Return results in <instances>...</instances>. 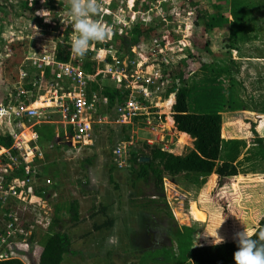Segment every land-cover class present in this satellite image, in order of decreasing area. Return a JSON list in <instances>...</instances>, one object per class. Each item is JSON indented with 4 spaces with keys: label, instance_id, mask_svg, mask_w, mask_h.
<instances>
[{
    "label": "rangeland",
    "instance_id": "obj_1",
    "mask_svg": "<svg viewBox=\"0 0 264 264\" xmlns=\"http://www.w3.org/2000/svg\"><path fill=\"white\" fill-rule=\"evenodd\" d=\"M25 1L0 0L2 104L12 99L15 89V80L10 78L12 70H8L5 63L7 52L2 51V41L11 37L27 39L26 54L45 57L55 51L60 38L68 36L72 41L75 35L68 24L70 0H40L37 6L38 12H41L40 20L28 18ZM217 1L97 0L99 12L92 19L104 27L110 20L114 29L118 25L130 29L138 21L157 19L160 33L158 37L141 44L139 55L149 61L146 71H161L163 77H168V71L187 56L183 39L190 34L191 38L200 37L203 21L210 18L212 3ZM244 2L252 12L245 23L243 35L233 43L235 48L227 47L226 31L207 32L211 37L208 38L209 51L198 48L193 60L195 69L186 76L190 89H202L212 84L211 80L216 78V74L199 69L200 62L224 65L227 69V73L217 80L226 91L221 114L224 121L222 135L227 143L222 147L220 161L238 150L234 161L238 171L235 182L220 189L215 187L208 190V187L215 186L214 173L202 177H168L176 183L183 197L188 196L184 198L186 204H183L186 212L171 180L167 182L166 190L164 183V191L173 217L168 214L163 200H159L161 205L151 203L150 200H157L152 195V185H145L137 179L130 172L128 162L125 166L117 165L113 149L118 144L127 143L124 161H127L133 148L144 149V143L165 145L175 154L184 155L193 149V139L178 134L169 122L168 117L172 116L173 111L164 109L172 101L171 95L165 97L168 83L158 87H155L156 82L155 85L151 84L150 93H146L148 100H145L144 87L137 85L129 91L133 107L138 108L137 116L128 123H118V106L110 108L103 104L104 108L96 114L101 122L95 124L96 139L90 148L81 149L80 152L69 150L65 155L51 147H41L42 163L46 167V174L43 175L46 177L43 179L50 178L55 182L58 191L57 216L62 219L61 227L71 239V251L64 255L61 264H192L189 260H183L175 241V232L181 225L192 224L196 235L191 238L193 245L199 241L216 242V233L223 240H232L237 233L245 230L248 234L258 226L264 215V155L250 126L254 124L258 135L264 137V4L260 8L261 3L258 4L256 0ZM145 5L148 8L144 9ZM221 10L230 21L233 19L228 4H224ZM198 18L197 23L195 20ZM50 21L53 23L51 29L42 26ZM97 43L101 42L90 44L84 61L105 57L104 48ZM110 44L117 56L129 54L127 41L118 45L114 39H110ZM31 74L28 71V77ZM128 97L125 96V99ZM239 105L245 109H230ZM53 117L59 118L57 114H53ZM0 131L6 133L8 130ZM226 131H231V137ZM33 144L31 141L30 146ZM91 178L95 181L94 185H90ZM215 189L216 194L213 193ZM79 197L81 221L76 224L70 218L69 202ZM221 199L226 203L223 204ZM97 209L98 212H95ZM97 226L101 227L97 229ZM181 231L184 232L182 228ZM41 233L38 236L43 243L46 234ZM112 236L118 238V243H108Z\"/></svg>",
    "mask_w": 264,
    "mask_h": 264
},
{
    "label": "trees",
    "instance_id": "obj_2",
    "mask_svg": "<svg viewBox=\"0 0 264 264\" xmlns=\"http://www.w3.org/2000/svg\"><path fill=\"white\" fill-rule=\"evenodd\" d=\"M256 1L258 4L261 3L259 4L261 8L264 0ZM39 3L40 0L25 1L24 9L28 12V18L33 20H40L42 18L37 8ZM224 4L229 5V11L233 16L231 21L221 10ZM143 8H148V5H145ZM212 8L213 11L210 13V18L203 21L200 37L191 38L190 34L183 39V49L187 53V56L179 60L178 64L168 71V77L164 76V78L171 79L165 97L174 92L173 81H177L180 84L178 90L175 92V102L174 95L171 94L170 96V100L174 102V104L172 103V117L176 129L182 133H186L182 135H188L193 139V149L184 155H179L157 144L144 143V149L133 148L127 159L130 172L134 173L135 177L145 185H152V195L157 200H150L151 203L157 206L161 205L159 200H163L170 217L173 216L166 203L163 183L164 175L202 177L215 173L218 176V187L233 183L234 179L238 176L237 167L234 165V161L238 156V150H235L233 154L229 153L225 160L220 161L222 147L224 143H227L222 137L223 117L221 114L224 107L222 99L226 91L224 87L217 83V80L220 75L227 73L226 67L224 65H212L200 62L199 69L216 74V78L211 80L212 84L202 89H190L186 76L190 71L195 69L196 63L193 60L197 56L198 48L209 51V39L211 37L207 32L226 31L228 38L227 47L229 49L235 48L233 43L243 35L245 23L252 11L244 0H218L217 3H212ZM199 19L195 20V22L198 23ZM52 25L53 23L50 21L46 26H42L51 29ZM105 27L110 30V39H114L118 45L122 41H127L129 47L128 53L131 55V47L136 46L139 49L143 42L148 41L150 38L158 37L161 30L157 19L150 22L138 21L130 29H127L124 25H118L114 29L113 22L108 20ZM110 39L107 38L105 41L97 44L103 48L110 44ZM27 48V39L11 37L2 41V51L7 52L5 63H7V69L12 70V76H10L12 80L17 79V67L21 64ZM71 52L72 46L69 43V37L63 36L56 43L54 58L58 62H67L70 59ZM110 60V57L106 58V61ZM95 63L94 59L91 61L87 60L83 66L89 69L91 64L95 66ZM43 71L46 76H50L52 73L51 65L46 64ZM28 87H31V85ZM101 92L107 97L108 107L110 108H113L115 105L121 106L124 103L126 91L123 87L104 86ZM168 106L164 107V109L170 111L171 104L168 103ZM230 109L239 110L245 108L239 105ZM172 117L171 115L169 116V118ZM35 131L39 144L54 143V126L37 125L35 126ZM250 131L255 135L259 150L264 155V137L258 135L254 124L250 126ZM12 144L13 139L11 135L0 134V151L10 148ZM141 157H148L149 160L140 161ZM21 175H23L21 170H15L7 176V179ZM221 201L223 204L226 203L224 199H221ZM69 212L71 220L74 223L81 221L77 201L73 200L70 202ZM61 222L62 220L58 216L53 220L51 229L46 234L42 246L34 245L33 243L16 245L11 251L14 258L0 260V264H61L64 255L71 251V239L63 231ZM100 227L97 226L96 228ZM181 228L184 232L181 231ZM261 231H264V215L260 218L258 226L248 233V235L255 239ZM195 236L194 229L189 226L178 227L175 232V241L183 254L184 261L189 260L192 264H235L234 253L238 250L236 238L223 240V243L220 244L199 241L193 245L191 238Z\"/></svg>",
    "mask_w": 264,
    "mask_h": 264
},
{
    "label": "built area",
    "instance_id": "obj_3",
    "mask_svg": "<svg viewBox=\"0 0 264 264\" xmlns=\"http://www.w3.org/2000/svg\"><path fill=\"white\" fill-rule=\"evenodd\" d=\"M69 43L72 46V41ZM103 48L105 57L94 59L95 66L91 64L89 69L73 52L67 62L56 61L54 53L45 57L26 55L17 68L12 99L7 104L0 103V124L8 127L6 133L13 139L10 148L0 151V260L14 258L11 251L16 245L35 244L38 233L48 230L52 219L51 208L40 207L41 203L34 199L42 201L46 193L44 186H40V166L35 163L42 154L37 146L27 142L25 121L41 117L37 122H51L50 116L57 114L59 123L68 132L63 142L69 144L70 150L80 152L94 144L93 129L101 122L96 114L102 104L108 103L101 92L104 86L123 87L126 91L124 103L117 107V122L128 123L138 114V108L132 105L130 90L143 86L145 100H148L146 93H150L151 84L156 82L155 87H158L171 82L161 71H146L149 61L139 55L136 46L131 48L132 55L125 56H117L112 44ZM107 57L111 60L106 61ZM46 64L51 65L50 76L43 71ZM28 71L32 73L30 77ZM173 84L174 92L169 95L175 94L180 86L177 81ZM125 96L129 97L125 99ZM6 122L13 125V129ZM19 123L24 125L20 129ZM126 146L123 142L113 149L114 161L119 166L127 163L124 161ZM15 170H21L23 175L5 177ZM44 182L47 186L52 184L49 178Z\"/></svg>",
    "mask_w": 264,
    "mask_h": 264
},
{
    "label": "clouds",
    "instance_id": "obj_4",
    "mask_svg": "<svg viewBox=\"0 0 264 264\" xmlns=\"http://www.w3.org/2000/svg\"><path fill=\"white\" fill-rule=\"evenodd\" d=\"M98 12L97 0H70L68 24L75 32L72 52L81 60L86 57L92 42H103L109 37L110 30L92 19ZM216 236L215 244L223 243V238L217 233ZM236 240L238 250L234 253L235 264H264V231L259 232L257 238L253 239L244 230L236 234ZM108 243H118V238L109 237Z\"/></svg>",
    "mask_w": 264,
    "mask_h": 264
},
{
    "label": "crops",
    "instance_id": "obj_5",
    "mask_svg": "<svg viewBox=\"0 0 264 264\" xmlns=\"http://www.w3.org/2000/svg\"><path fill=\"white\" fill-rule=\"evenodd\" d=\"M52 53H54V51L52 52ZM51 53V54H52ZM27 55V54H26ZM25 55V56H26ZM108 86H113V85H108ZM97 87V86H96ZM174 96H175V94H173ZM174 102H175V98H174ZM174 102L173 101H170L169 103L171 104V109H172V106H173V104H174ZM173 103V104H172ZM103 105V104H102ZM105 106H107L108 107V103H106V105ZM103 109L104 108V106H102V107H100L99 108V110L100 109ZM98 110V111H99ZM52 116V120H51V122H37V119H33V120H31V121H25V133H24V136H25V138H26V140H27V142L29 143V144H31V141L34 143L33 144V146H37V148L40 150V152H41V154H42V157H40V158H36L35 159V163L36 164H38L39 166H40V169H41V180H40V186H44V187H42V189H44L45 191H46V193H45V195L43 196V200L42 201H40V199L39 198H34L35 200H37V201H39L40 203H41V205H39L40 207H43V208H45L46 209V207H50L51 208V216H52V219H51V224H50V226L48 227V230L46 229V231L45 230H43L42 229V233L41 234H43V233H45V234H48V231H49V229H51V226H52V222H53V220L57 217V212H58V207H57V196H58V191H57V187L55 186V182L53 181L52 182V184L51 185H49V186H47V185H45L44 183H43V177H46V176H43V175H45L46 173V167H45V165H43V160H44V157H43V153H42V148L41 147H51L52 149H54V150H59V151H61V152H63L65 155H67L68 153H69V150H70V146H69V144H66V143H64L63 142V140H64V137L66 136V134L68 133L67 132V130H65L64 128H63V126L59 123V118H57V119H55L54 117H53V115H51ZM172 117V116H171ZM168 119H169V122L172 124V127L176 130V132L178 133V134H180V135H182V134H186V133H182V132H180V131H178L177 129H176V127H175V125H174V120H173V117L172 118H169L168 117ZM36 122H35V121ZM6 124H8L9 125V123L8 122H6ZM32 125V126H31ZM37 125H51V126H54V132H55V141H54V143H51V144H44V145H41V144H39L38 143V136H37V133H36V131H35V126H37ZM24 125H23V123H19L18 124V127H19V129L21 128V127H23ZM9 128L11 129H13V125L11 126V125H9ZM224 128V121H223V126H222V129ZM5 129H8V127H5V126H3V125H1L0 124V130H5ZM95 126H94V129H93V137H94V142H95V139H96V136H95ZM172 131V130H171ZM222 132H223V130H222ZM226 133H227V135L229 136V137H231V131L230 132H228V131H226ZM0 134H2V135H7V134H9V133H2L1 131H0ZM10 135V134H9ZM188 136V135H187ZM222 137H223V135H222ZM189 138H191L190 136H189ZM152 144V143H151ZM94 145V144H93ZM93 145H91V146H93ZM90 146V147H91ZM89 147V148H90ZM161 147H163L164 149H167V147L164 145V146H161ZM83 149H88L87 147L86 148H83ZM168 150V149H167ZM65 160H68V159H66L65 158ZM69 165H70V163H69ZM70 168V167H69ZM12 172H10L8 175H10ZM215 174V173H214ZM8 175H5V177L7 178V176ZM178 176V175H177ZM168 177H175V176H170V175H164V182L163 183H165V190L168 188L167 187V182L169 181V180H171L170 178H168ZM238 177V176H237ZM236 177V178H237ZM236 178L234 179V182H235V180H236ZM50 179V178H49ZM51 180V179H50ZM94 179L93 178H91L90 179V185H94V183H95V181H93ZM52 181V180H51ZM171 181H173V180H171ZM233 182V183H234ZM173 183H174V185H175V190H176V192L179 194V196H180V198H181V202H182V207H183V210L186 212V208H185V204H186V200L184 199V198H188V196H185V197H183L184 195H182L178 190H177V186H176V183L173 181ZM217 183H218V176L216 175V183H215V186L214 187H212V188H210V187H208V190H213L215 187H217V188H223L224 186H222V187H218L217 186ZM195 184V183H194ZM230 184H232V183H230ZM96 185V184H95ZM226 185H228V184H226ZM225 185V186H226ZM97 186V185H96ZM195 187V186H194ZM190 188V187H189ZM186 191V190H185ZM213 193L214 194H216L217 193V189H215L214 191H213ZM80 198L81 197H79V198H74V199H72V200H70V202L71 201H73V200H75V201H77L78 202V204H79V206H80V204H81V201H80ZM184 200H185V202H184ZM70 202H69V205H70ZM184 204V205H183ZM103 208V207H102ZM98 210L99 209H97V210H95V212H98ZM102 211H105L104 209H102ZM94 212V213H95ZM69 214H70V212H69ZM79 215H80V213H79ZM59 217V216H58ZM71 218V217H70ZM62 220V219H61ZM76 224H78V223H76ZM181 226H189V227H192V224H189V225H181ZM46 236V235H45ZM37 242L34 244V245H41V238L38 236L37 237Z\"/></svg>",
    "mask_w": 264,
    "mask_h": 264
},
{
    "label": "water",
    "instance_id": "obj_6",
    "mask_svg": "<svg viewBox=\"0 0 264 264\" xmlns=\"http://www.w3.org/2000/svg\"><path fill=\"white\" fill-rule=\"evenodd\" d=\"M148 160H149L148 157H141V158H140V161H148Z\"/></svg>",
    "mask_w": 264,
    "mask_h": 264
}]
</instances>
